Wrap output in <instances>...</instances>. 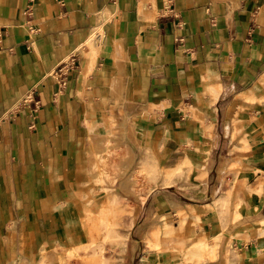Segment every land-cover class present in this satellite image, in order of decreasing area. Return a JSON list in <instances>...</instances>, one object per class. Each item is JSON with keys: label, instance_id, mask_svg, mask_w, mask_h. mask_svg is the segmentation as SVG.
I'll return each instance as SVG.
<instances>
[{"label": "crops", "instance_id": "0c3cea01", "mask_svg": "<svg viewBox=\"0 0 264 264\" xmlns=\"http://www.w3.org/2000/svg\"><path fill=\"white\" fill-rule=\"evenodd\" d=\"M167 1L0 0V117L31 100L0 124V264H75L62 250L93 241L84 220L107 204L93 193L89 151L115 108L134 128H123L135 157L124 183L135 160L195 171L192 184L168 185L187 221L162 226L166 247L186 248L150 247L158 211L179 218L157 180L145 194L111 191L123 219L99 229L106 258L264 264V0ZM209 241L213 253L190 248Z\"/></svg>", "mask_w": 264, "mask_h": 264}, {"label": "rangeland", "instance_id": "374dc122", "mask_svg": "<svg viewBox=\"0 0 264 264\" xmlns=\"http://www.w3.org/2000/svg\"><path fill=\"white\" fill-rule=\"evenodd\" d=\"M98 23L101 24L99 21ZM103 38V37H102ZM100 39V41L102 40ZM82 53L86 54L85 49L82 48ZM114 115V120L107 122L109 127V131L107 134H95L93 135L92 139H94V144L91 146L89 151V160H88V167L89 172L91 174V181H93V186L98 188V190L93 189V193L101 197L105 196L107 198V192L112 190H117L118 187H121V184L124 188H128L125 191L131 190L132 193L138 194L136 190L141 189V191L148 192L150 188L155 185L156 181L162 182L163 186L176 184L180 182L181 185L187 186L188 184H192V174L195 169L190 166L189 164H184L182 166L176 165L172 168L163 169L167 167V164H162L158 160V169L157 166L148 162L146 165L139 163L138 160L133 161V166L130 168L128 172V179L124 183L121 182L122 180V173L126 169L130 167L128 163L130 160H134L133 150L128 145V140L124 137L123 128L125 127L130 136L133 137L134 135V128L132 127L133 124L130 120L129 115L126 111L122 108H115L112 110ZM129 126V127H127ZM114 127V128H113ZM113 129V132H112ZM123 136V137H122ZM149 151V150H148ZM147 160H153L154 157L150 152H148ZM145 165V166H144ZM127 167V168H126ZM167 170H170L169 172ZM121 179V180H120ZM123 181V180H122ZM171 204L174 206V212L179 216L173 217L172 214H167V218L161 217V211H158V245H150L152 248H157L158 253L164 251H179L186 248L185 243L175 244V248L173 247H166L164 243L166 236L163 234L162 226L164 225V221L169 219L175 224H178L179 219L182 215V223H184V216L186 217L187 221V214L186 210L178 208V204L174 203L171 196L175 195L179 198V194L176 193V187H168L163 188ZM103 195V196H102ZM122 196L117 194L115 195V202L110 204V210L107 211L105 206L104 209L100 212H92L89 210V214L87 218L84 220L85 225L88 229L91 227L94 230L93 241L89 244H83L79 246L75 250H62L66 254V258L69 259L71 257H76L77 262L75 264H121L119 261V257L112 259L106 258L108 255L112 253V248L110 250V246L106 244L100 243L102 240H107V234L102 235L99 231L101 226H105V231L110 232L112 228L115 230L118 228L120 223L123 219V212H122V205L118 204L117 200H121ZM107 200V199H106ZM95 199H93L94 203ZM107 202V201H106ZM164 203V202H163ZM118 204V205H117ZM129 204V203H127ZM131 204V220L133 219V203ZM107 207V205H106ZM181 209V212L178 214V210ZM155 234H153L154 236ZM85 241V240H84ZM193 246V245H192ZM122 246H115L113 251H121ZM191 250L195 252H200L206 250L210 253H213L215 250V242L209 241V243L202 248L198 249L196 246L190 247ZM64 264H71L69 260H66Z\"/></svg>", "mask_w": 264, "mask_h": 264}, {"label": "bare ground", "instance_id": "6f19581e", "mask_svg": "<svg viewBox=\"0 0 264 264\" xmlns=\"http://www.w3.org/2000/svg\"><path fill=\"white\" fill-rule=\"evenodd\" d=\"M104 34H105V30H104V28H103V23L102 24H99V26L97 27V28H95L94 30H92V32H91V34H90V36H89V38H88V40H87V42H86V44H88V48H89V52L91 53V52H93V50H94V48H95V45H94V43H95V41H99L103 36H104ZM123 137V136H122ZM185 162H186V160H185ZM188 162V161H187ZM185 163H183L182 164V162H181V165L180 166H182V165H184ZM187 164V163H186ZM127 168V167H126ZM168 172L170 171V170H167ZM121 182L123 183V181L121 180ZM121 187H123L122 186V184H121ZM116 193H117V191H115V192H111V191H109V193L107 192V200H105V202H106V204H107V211L108 210H110V204H112V203H114L115 202V195H116ZM104 202V203H105ZM113 205V204H112ZM109 212V211H108ZM118 234V233H117ZM117 239V238H116ZM121 239V238H120ZM116 241V240H115ZM125 242V241H124ZM122 243V242H121Z\"/></svg>", "mask_w": 264, "mask_h": 264}, {"label": "built area", "instance_id": "2783aa9c", "mask_svg": "<svg viewBox=\"0 0 264 264\" xmlns=\"http://www.w3.org/2000/svg\"><path fill=\"white\" fill-rule=\"evenodd\" d=\"M168 1L171 2L172 0H168ZM168 1H167V3H168ZM29 96H30V94L27 95L26 97H24L19 103H17V104L15 105V107L12 108V110H11L10 112H8V113H6L4 116L0 117V124H1L2 121L6 120V119H10V118H11L10 116H11V114H12L14 111L17 112V110L20 109L21 106H23V105L26 104L27 102L31 101V100L29 99Z\"/></svg>", "mask_w": 264, "mask_h": 264}]
</instances>
